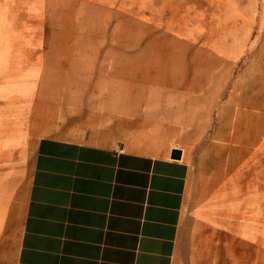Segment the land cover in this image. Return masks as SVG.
<instances>
[{"label":"crops","instance_id":"obj_1","mask_svg":"<svg viewBox=\"0 0 264 264\" xmlns=\"http://www.w3.org/2000/svg\"><path fill=\"white\" fill-rule=\"evenodd\" d=\"M251 19L229 90L208 68L214 90L126 101L77 138H37L23 177L1 170L0 264H264V20Z\"/></svg>","mask_w":264,"mask_h":264},{"label":"rangeland","instance_id":"obj_2","mask_svg":"<svg viewBox=\"0 0 264 264\" xmlns=\"http://www.w3.org/2000/svg\"><path fill=\"white\" fill-rule=\"evenodd\" d=\"M252 16L262 27L264 0H0V171L23 177L37 138H77L126 101L214 90L208 68L229 90L253 53Z\"/></svg>","mask_w":264,"mask_h":264},{"label":"water","instance_id":"obj_3","mask_svg":"<svg viewBox=\"0 0 264 264\" xmlns=\"http://www.w3.org/2000/svg\"><path fill=\"white\" fill-rule=\"evenodd\" d=\"M171 156H172L173 158H179V157H180V151H179L178 149H174V150H172V152H171Z\"/></svg>","mask_w":264,"mask_h":264},{"label":"bare ground","instance_id":"obj_4","mask_svg":"<svg viewBox=\"0 0 264 264\" xmlns=\"http://www.w3.org/2000/svg\"><path fill=\"white\" fill-rule=\"evenodd\" d=\"M127 92H126V90L124 89L123 90V92L120 94V96L122 97V98H120V99H118V101L119 102H121V101H126L125 99L127 98V94H126ZM124 99V100H123Z\"/></svg>","mask_w":264,"mask_h":264}]
</instances>
